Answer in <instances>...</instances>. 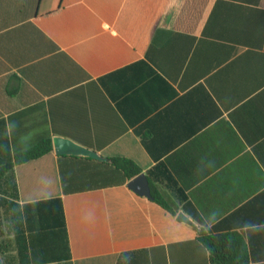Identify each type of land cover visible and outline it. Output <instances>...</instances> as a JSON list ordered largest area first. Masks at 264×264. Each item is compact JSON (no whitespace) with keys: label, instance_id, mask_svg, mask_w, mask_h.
Here are the masks:
<instances>
[{"label":"crops","instance_id":"crops-1","mask_svg":"<svg viewBox=\"0 0 264 264\" xmlns=\"http://www.w3.org/2000/svg\"><path fill=\"white\" fill-rule=\"evenodd\" d=\"M94 1L81 16L69 6L63 44L38 20L61 0H0V159L53 136L131 159L171 208L224 237L223 264H264V0H212L193 30L166 14L141 49L136 2L123 14L128 0ZM59 160L52 141L14 173L19 204L62 198L66 264H219L199 228L127 183L82 189L105 171L96 160L63 158L64 194Z\"/></svg>","mask_w":264,"mask_h":264},{"label":"trees","instance_id":"trees-1","mask_svg":"<svg viewBox=\"0 0 264 264\" xmlns=\"http://www.w3.org/2000/svg\"><path fill=\"white\" fill-rule=\"evenodd\" d=\"M83 1L89 0H61L59 9L45 16L39 17L43 29L53 38L63 44L71 41L70 25L75 21L69 19L72 8L69 6L79 3L77 13L83 14ZM111 4V10L118 8ZM212 0H128V6L123 14L129 12V4H137V18L139 21V42L137 45L145 47L153 31L163 25L162 18L166 14H173V21L168 25L173 28L193 30L200 26L205 18ZM98 0L94 1V4ZM112 2H114L112 0ZM97 14H103L96 5H91ZM115 12V11H114ZM52 150L51 138L41 140L24 153L16 154L14 160L3 153L0 159V264H62L71 262L70 244L66 226V217L61 197L41 200L33 203L19 204L17 180L14 165L37 159ZM8 151V150H7ZM63 158L95 160L75 156L60 155L59 167L61 184L64 194L74 191L71 180L65 173ZM105 168L98 172L100 176L94 185L83 182L82 189H96L108 186L124 185L141 174L138 165L131 159L113 157L107 161L96 160ZM148 176L150 172L147 173ZM151 178V177H150ZM99 183V184H97ZM79 188V189H81ZM78 189V187H77ZM153 198L150 199L162 206L173 215H177L178 208L173 206L153 185ZM199 240L210 252L212 260H219L223 252H219L217 244L223 243L224 237L211 236L207 229L197 230ZM243 252V250H239ZM220 255V256H219ZM226 260L220 257L219 264Z\"/></svg>","mask_w":264,"mask_h":264},{"label":"water","instance_id":"water-1","mask_svg":"<svg viewBox=\"0 0 264 264\" xmlns=\"http://www.w3.org/2000/svg\"><path fill=\"white\" fill-rule=\"evenodd\" d=\"M52 141L54 151L58 155L86 157L104 162L107 161V158L98 154V152L82 146L69 138L63 136H53ZM127 187L140 196H145L150 199L153 198L150 184L145 173H141L137 177L130 180L127 183ZM177 220L191 226L192 228H199V225L183 211H180L177 214Z\"/></svg>","mask_w":264,"mask_h":264},{"label":"rangeland","instance_id":"rangeland-1","mask_svg":"<svg viewBox=\"0 0 264 264\" xmlns=\"http://www.w3.org/2000/svg\"><path fill=\"white\" fill-rule=\"evenodd\" d=\"M170 18V16L168 15V16H165V20L166 21H169L168 19Z\"/></svg>","mask_w":264,"mask_h":264}]
</instances>
